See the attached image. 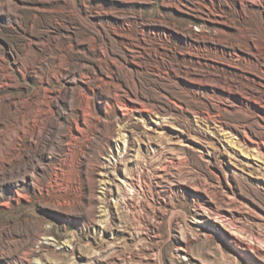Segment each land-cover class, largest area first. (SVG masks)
<instances>
[{
  "label": "rangeland",
  "instance_id": "rangeland-1",
  "mask_svg": "<svg viewBox=\"0 0 264 264\" xmlns=\"http://www.w3.org/2000/svg\"><path fill=\"white\" fill-rule=\"evenodd\" d=\"M0 264H264V0H0Z\"/></svg>",
  "mask_w": 264,
  "mask_h": 264
}]
</instances>
